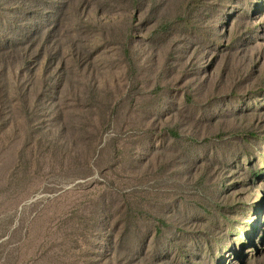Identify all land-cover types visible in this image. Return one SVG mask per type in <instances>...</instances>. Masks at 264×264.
Masks as SVG:
<instances>
[{"label":"rangeland","instance_id":"1","mask_svg":"<svg viewBox=\"0 0 264 264\" xmlns=\"http://www.w3.org/2000/svg\"><path fill=\"white\" fill-rule=\"evenodd\" d=\"M0 264H264V0H0Z\"/></svg>","mask_w":264,"mask_h":264},{"label":"trees","instance_id":"2","mask_svg":"<svg viewBox=\"0 0 264 264\" xmlns=\"http://www.w3.org/2000/svg\"><path fill=\"white\" fill-rule=\"evenodd\" d=\"M128 36V35H127Z\"/></svg>","mask_w":264,"mask_h":264}]
</instances>
